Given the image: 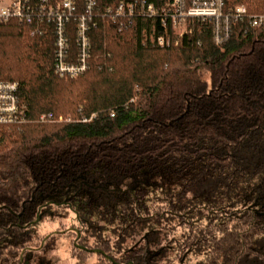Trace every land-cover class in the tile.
<instances>
[{"label": "trees", "instance_id": "obj_1", "mask_svg": "<svg viewBox=\"0 0 264 264\" xmlns=\"http://www.w3.org/2000/svg\"><path fill=\"white\" fill-rule=\"evenodd\" d=\"M236 6L245 19L221 49L208 24L160 47L102 18L76 78L54 71L52 24L33 36L0 24V82L17 83L26 108L25 123L0 132V264H19L31 241L17 224L63 201L80 232L98 233L82 245L102 252L72 245L74 264H264V25L248 21L264 0H223L225 13ZM47 113L69 121L40 123Z\"/></svg>", "mask_w": 264, "mask_h": 264}, {"label": "built area", "instance_id": "obj_2", "mask_svg": "<svg viewBox=\"0 0 264 264\" xmlns=\"http://www.w3.org/2000/svg\"><path fill=\"white\" fill-rule=\"evenodd\" d=\"M223 0H119L104 10L97 9V0H9L0 8V24L17 20L31 28V36L44 33L46 25H53L55 36L54 71L64 78H76L87 69L88 33L102 18L115 24L119 31L141 26V37L160 47L177 46L183 37L193 34L196 24L211 27L213 43L222 48L229 40L231 27L245 19L246 9L236 6L223 11ZM81 8V9H80ZM76 15V17H75ZM75 17V18H74ZM75 19L78 52L75 60L68 58L66 25ZM251 27L264 25V14L248 18ZM146 24V25H145ZM15 82H0V130L26 122V108L17 96ZM69 121L42 114L40 123Z\"/></svg>", "mask_w": 264, "mask_h": 264}, {"label": "rangeland", "instance_id": "obj_3", "mask_svg": "<svg viewBox=\"0 0 264 264\" xmlns=\"http://www.w3.org/2000/svg\"><path fill=\"white\" fill-rule=\"evenodd\" d=\"M2 3L3 2L0 0V6L2 5ZM141 42L142 44L155 45V43L148 38L141 37ZM174 42L175 39H172L170 47L175 46ZM0 132H10V130L1 129ZM60 204V206L52 205L51 208H47L46 213L41 217L36 226L32 229H28L29 227L24 226L23 230H27L26 232L31 241L28 244L23 245L25 249L21 250L19 253V260L21 258V263L19 264H25L29 261L27 258L23 260V254H25V252L27 251H35V253L33 254V260L29 261L33 264H38L39 259L41 263L44 262L45 264L75 263V253L72 250L74 235L67 232L71 229L79 230L81 226L79 225L75 214L70 209H65V207L67 206L66 204L68 203L63 201ZM18 226L22 227V225L19 224ZM56 232L61 233L54 236L53 234H55ZM102 233L104 235L103 237H105L106 239L108 238L111 244L114 243V238L110 234L109 230ZM93 234L94 233L85 234L87 240L84 241L89 246H93L95 236H97L98 233L95 235ZM48 237L49 239L45 242L43 248L40 249L44 240ZM94 262L95 257H91L86 260L84 264H93Z\"/></svg>", "mask_w": 264, "mask_h": 264}, {"label": "flooded vegetation", "instance_id": "obj_4", "mask_svg": "<svg viewBox=\"0 0 264 264\" xmlns=\"http://www.w3.org/2000/svg\"><path fill=\"white\" fill-rule=\"evenodd\" d=\"M49 203H51V204H49ZM49 203H47L48 205H59L60 203H56V202H49ZM44 206L45 205H41L40 207H38V209H37V212H36V216L38 215L39 217H40V219H41V217L43 216V214H44V212H43V208H44ZM39 208H41L40 210H39ZM0 210H1V208H0ZM9 213H11L15 218H16V220L17 221H19V222H21L22 220H21V218H22V214L21 213H19V214H15V213H12V212H10L9 211ZM36 216H35V219H36ZM39 219V220H40ZM30 222L31 221H28V222H26L25 224H23L22 225V228H24V226H26V227H29L30 225ZM20 225V224H19ZM17 226H18V224H17ZM82 229V228H81ZM61 232H56L55 234H53L54 236L55 235H59ZM62 233H65V232H62ZM67 233H73V234H75L76 236H75V238L73 239V243H72V245L74 246V243L78 246V247H83V248H86V249H88V250H94V249H90L89 247H87V246H85V245H82V241H81V237H82V235L83 236H85V234L84 233H82V232H80L79 230H77V229H71V230H69ZM52 235V236H53ZM51 237V236H50ZM49 239V237L48 238H46L45 240H44V242H43V244L41 245V247H40V249H42L43 248V246H44V244H45V242L47 241ZM81 241V242H80ZM81 243V244H80ZM83 243H85V242H83ZM87 245V244H86ZM76 249H78V250H80L78 247H76V246H74ZM32 249V248H31ZM87 252V251H86ZM31 253H35V251H32ZM28 260L29 261H32L33 260V254L31 255V257L30 258H28ZM26 262L25 264H33V263H30V262ZM19 263H21V258H20V261H19ZM38 264H45L44 262H40V259L38 260Z\"/></svg>", "mask_w": 264, "mask_h": 264}, {"label": "water", "instance_id": "obj_5", "mask_svg": "<svg viewBox=\"0 0 264 264\" xmlns=\"http://www.w3.org/2000/svg\"><path fill=\"white\" fill-rule=\"evenodd\" d=\"M51 204V203H49ZM41 208H39L40 210ZM40 217L37 215L36 216V219L34 221H32L29 225H35L38 223ZM74 246L78 247L75 243H74ZM80 250H83V251H87L89 253H93V254H102V252L100 250H97V249H94V250H88L86 248H83V247H78ZM113 264H117L115 263L112 259H109ZM126 264H131V263H126Z\"/></svg>", "mask_w": 264, "mask_h": 264}, {"label": "crops", "instance_id": "obj_6", "mask_svg": "<svg viewBox=\"0 0 264 264\" xmlns=\"http://www.w3.org/2000/svg\"><path fill=\"white\" fill-rule=\"evenodd\" d=\"M1 1H2L3 3H2V5L0 6V8L3 7V6H5V5H7V3H8L9 0H1Z\"/></svg>", "mask_w": 264, "mask_h": 264}]
</instances>
